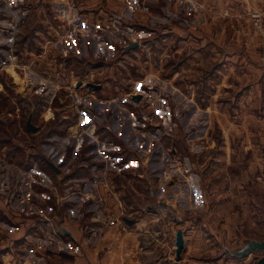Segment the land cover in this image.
Segmentation results:
<instances>
[{
	"label": "rangeland",
	"instance_id": "obj_1",
	"mask_svg": "<svg viewBox=\"0 0 264 264\" xmlns=\"http://www.w3.org/2000/svg\"><path fill=\"white\" fill-rule=\"evenodd\" d=\"M197 1L202 10H197L196 17L181 13L179 22L173 18L172 8L169 15L161 16V1H152L150 18L140 23L138 32L120 30L123 25L117 19V32L101 28L99 33H83L81 45L72 51L69 46L77 32L66 31L64 40L54 32L33 35L30 0H0V43L5 45L0 49L5 55L0 58V264H80L74 256L62 254V250L74 251L75 244L48 236L53 233L51 221L61 218L55 212L62 210L64 201L50 197L52 190L49 193L41 182L26 180L29 174L23 173L37 158L43 162V157L50 155L46 144H59L58 153H64L61 141L71 137L68 126L75 119V101L98 125L106 120L132 122L123 134L134 137V150L141 160L146 133L137 126L143 122L154 138L160 136L167 160L169 154L184 157L204 183L205 204L211 207L206 210L209 232L243 238L244 245L264 240V158L236 160L237 155L233 156L228 163L230 171L226 170L230 176L225 177L230 181L225 184L221 170L227 163L214 165L218 170L215 176L206 172L212 168V150L221 145L222 135L234 151L244 132L264 138V63L259 35L249 19V12L258 4L242 0L246 12L240 16L237 8L234 10L237 0H229L233 11L227 9L228 0ZM43 17L45 26L48 22ZM20 37L26 39L18 50ZM131 39L139 40L140 49L124 54L122 47L134 41ZM76 78L100 82L104 90L96 98L75 97L70 92ZM28 118L37 127L35 132L27 128ZM68 147L66 144V150ZM149 164L146 162L145 169ZM122 177V184H141L134 175L127 180ZM211 177L216 188L205 187ZM22 178L28 183L20 193ZM30 181L44 188H35ZM112 181L115 185L113 177ZM80 206L77 204L69 216L77 218ZM203 230L197 228L200 234ZM15 235H22L21 242L26 235L33 236L19 248L20 238ZM8 252L12 254L2 256ZM263 255L264 249H256L243 259L221 257L218 264H264L260 261Z\"/></svg>",
	"mask_w": 264,
	"mask_h": 264
},
{
	"label": "crops",
	"instance_id": "obj_2",
	"mask_svg": "<svg viewBox=\"0 0 264 264\" xmlns=\"http://www.w3.org/2000/svg\"><path fill=\"white\" fill-rule=\"evenodd\" d=\"M136 1L137 4H134L135 0H30V17H32L31 21H35L34 25L31 24L33 26L31 33L34 35V33L37 34L41 31L54 32L64 40L67 38L65 31L77 32L75 33L74 44L69 46L73 51L72 47L79 48L81 45L80 39L83 33H99L101 28L108 33H112L113 28L117 32L119 29L117 28V19L123 25L120 30L124 31L125 25H130L139 31L140 23H143L146 17L149 16L150 18L152 1H161L159 10L161 16L169 15L171 13L169 9L172 8L174 10L173 18L178 22L181 13L189 12L196 17L197 10H202L198 6L197 0ZM263 1L255 0L254 6L257 4L256 8L263 6ZM226 5L229 11H233V5L229 3V0ZM41 8L42 10H40ZM236 8L237 14L245 16V3L242 0H237L234 10ZM227 15L233 16V13H227ZM42 17L45 22H48L45 23V26ZM78 20L80 21L79 26L76 25ZM123 34L128 37L127 32H123ZM91 36L93 34H90V38ZM140 46L139 43L138 47L129 48L128 52L137 50V48L140 49ZM96 84L99 86L93 88L92 93L88 96L96 98L104 90L102 83L96 82ZM126 109L129 110L131 107L128 106ZM123 123L119 120L117 122L106 120L101 121L99 125L97 124L100 138L108 141L100 147L108 155L106 160L97 154L96 145L93 142L80 135L66 137V141L62 138L63 150L61 151L64 152L62 154L57 151L59 144L53 142L46 144L47 149L49 148L51 152L50 155L43 157V162H40L41 159L38 158L33 161L31 163L32 168L29 167L31 170L26 169V172L23 170L24 174H29L26 180L33 179L36 183L41 182L46 191L52 190L50 197L61 198L64 201L62 210L55 212L59 213L61 218H56L54 222L57 225L59 223L65 230L57 240L69 245L75 244V250H62V254L74 256V259L78 260L80 264H218L221 262V257L245 258L250 252L246 255L242 254V251L249 244L245 243L244 245L243 238H230V235H217L213 231H208L207 226L211 227V224L207 220L208 217L206 218L208 215L206 210L211 209V207L205 204L204 183H202L196 169L192 168L191 164L188 166L186 159L179 155L173 154L172 157L169 154L170 159L167 160L166 153L160 147L163 142H161L160 136H157L159 139L157 140L151 135V128L146 125V122L141 125L137 121L140 124L137 128L143 129V133H146L143 137L145 146L142 149L147 151L152 148L148 157L144 156V159L141 160V157L136 156L134 150L137 149L132 143L134 137L129 139L128 134H123V130L129 129L132 122L126 121L124 129H122ZM246 134L244 132L238 137V146L235 151L231 147L229 139L222 135L221 145L219 146L218 143L215 145L216 148L219 146L218 150H214L215 147L212 150L215 158L212 168L206 171L208 175L214 174L213 176H215L218 174L215 173L218 170H215L214 165L222 163L223 166L227 163V166L221 170V182L225 184L230 181V178L226 179L227 176H230L226 170L230 171L228 163L231 159L233 160V156L235 159L237 155L236 160L264 158V138L252 137L247 132ZM155 139L158 143H155ZM66 144L69 146L68 150H66ZM156 146H158V150H156ZM167 161L170 165L169 169L166 167ZM146 162L150 163L149 169H145ZM28 170L32 172L28 173ZM33 173L35 175H32ZM102 175L114 178L113 190L116 195L108 193V190L100 185L96 189L100 195L107 196V202L110 207H113L116 215L120 213L116 196L119 199L120 195L125 206V213L120 215L123 225L112 220L111 224L102 226L91 219L88 194L95 192L92 181ZM131 175H134L141 184L131 181L122 184L124 181L122 176L127 180L133 178ZM39 176H41V181L36 178L40 179ZM153 176L156 179H153ZM150 179L151 181H149ZM212 181H214L213 177H211V183L205 187L216 188L217 182L213 183ZM30 182L33 184L32 181ZM27 183H25V178H22L18 184L20 193ZM34 187L44 188L39 184L34 185ZM60 190L62 192L59 194ZM35 192L38 194L37 191ZM155 193L158 194L159 198L155 196ZM162 197L166 198L162 199ZM73 199H77V202ZM77 204L81 205L75 212L77 218L70 217L69 212ZM169 220H174V222L171 223ZM31 227H34V224ZM139 227L165 229L167 235H163V244L155 250L142 251L139 248L137 235ZM199 227L204 229L201 234L200 231H197ZM177 230L182 232V246L179 249L175 244ZM15 236H17L16 239L20 238L18 244L16 241L15 244L21 248L25 246L24 243L29 240V236L33 235H26L23 242H21L22 235ZM92 236L93 238H91ZM42 238L45 239L46 237ZM49 238L53 239L51 235ZM8 254L11 255L12 253H4L2 256ZM57 254L54 253L53 255Z\"/></svg>",
	"mask_w": 264,
	"mask_h": 264
},
{
	"label": "built area",
	"instance_id": "obj_3",
	"mask_svg": "<svg viewBox=\"0 0 264 264\" xmlns=\"http://www.w3.org/2000/svg\"><path fill=\"white\" fill-rule=\"evenodd\" d=\"M249 19L252 24V27L254 28L256 33L259 35L260 59L264 63V5L261 7L252 9L249 12ZM125 28L131 34L132 32H135V31L138 32L136 29H134V27L130 25H125ZM131 40H134V41H130L129 43L135 42V41L138 42V45L140 43L139 40H136V39H131ZM2 41H5V39H2ZM126 45L122 47V51L124 54L126 53L125 51L128 50V49H125ZM88 82L89 81H85L82 78H77L74 81L75 87H73L72 93L75 95V97H78L80 94H84L85 96H88L92 93L93 87L90 86ZM72 107L75 113V119L68 126V131H69L70 136L76 137V136L82 135L86 137L88 140H90L96 145L95 149H96L97 154L102 156L106 160L108 155L100 147L101 145L108 143V141L100 138L99 133L97 131V124L94 121L90 120V118L88 117V115L86 114L84 110L80 109L77 101L73 103ZM109 143L112 144V142H109ZM144 153L147 158L148 154L150 153V149L147 150V153L144 150ZM99 185L106 188L108 190V193L112 195H116V192L113 190L114 184H113L111 176L102 175L98 179L93 180L92 187L95 188V192L88 194V197L90 199V205H91V210H90L91 219L95 221L96 223L101 224L102 226H107L111 224L112 220L117 221L121 225H123L122 219L120 217L121 214L125 213V206L123 202L120 199H118V196H116L118 200V207L120 209L119 215H116L115 212L113 211V207H110V204L107 202V196L100 195L98 193L96 188H98ZM44 216L46 217V215ZM51 223L53 224V227H54L53 233L51 236L53 239L57 240L60 237V234L62 235V232L60 231L61 226L57 225L54 221L53 222L51 221ZM137 235L139 238L138 239L139 248L145 252L148 250H155L158 247H160L164 242L163 235H167V233L165 229H161V228L159 229L156 227H139L137 229Z\"/></svg>",
	"mask_w": 264,
	"mask_h": 264
},
{
	"label": "water",
	"instance_id": "obj_4",
	"mask_svg": "<svg viewBox=\"0 0 264 264\" xmlns=\"http://www.w3.org/2000/svg\"><path fill=\"white\" fill-rule=\"evenodd\" d=\"M137 45H138V42H136V41L135 42H131L128 45L125 46V49H129V48L135 47ZM88 84L90 86H92L93 88H96V87L99 86V85H97L96 83H94L92 81L88 82ZM26 126L31 131H35L36 128H37L35 125L32 124L31 118L27 119ZM51 165H52V163H51ZM61 229H62L63 232L65 231L62 227H61ZM175 235H176L175 244L177 246V249H179L182 246V232H181V230H177ZM255 249H264V240H261V241L252 240V241H250L249 244L247 245V247H245V249L242 251V254L246 255L247 253L252 252ZM260 261H261V263H264V255H263V257L261 258Z\"/></svg>",
	"mask_w": 264,
	"mask_h": 264
},
{
	"label": "trees",
	"instance_id": "obj_5",
	"mask_svg": "<svg viewBox=\"0 0 264 264\" xmlns=\"http://www.w3.org/2000/svg\"><path fill=\"white\" fill-rule=\"evenodd\" d=\"M21 38V37H20ZM24 39H26V37L25 38H21V39H19L18 40V50H19V45L21 46L22 44H24L25 43V40ZM30 41V40H29ZM3 43V47L1 46V44ZM2 43H0V49H2V48H5V45H4V42H2ZM1 51V50H0ZM125 52H128V50L127 51H125ZM5 55H4V52H0V57H4ZM58 225H59V223H58ZM60 231L62 232V233H64L63 231H62V229H60Z\"/></svg>",
	"mask_w": 264,
	"mask_h": 264
},
{
	"label": "bare ground",
	"instance_id": "obj_6",
	"mask_svg": "<svg viewBox=\"0 0 264 264\" xmlns=\"http://www.w3.org/2000/svg\"><path fill=\"white\" fill-rule=\"evenodd\" d=\"M254 30V29H253ZM255 33V32H254ZM260 52V51H259Z\"/></svg>",
	"mask_w": 264,
	"mask_h": 264
}]
</instances>
